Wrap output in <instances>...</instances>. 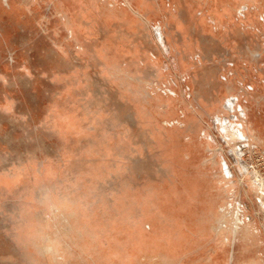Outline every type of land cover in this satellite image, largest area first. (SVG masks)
<instances>
[{
  "label": "rangeland",
  "instance_id": "obj_1",
  "mask_svg": "<svg viewBox=\"0 0 264 264\" xmlns=\"http://www.w3.org/2000/svg\"><path fill=\"white\" fill-rule=\"evenodd\" d=\"M12 4L0 264L262 262L264 0Z\"/></svg>",
  "mask_w": 264,
  "mask_h": 264
},
{
  "label": "crops",
  "instance_id": "obj_2",
  "mask_svg": "<svg viewBox=\"0 0 264 264\" xmlns=\"http://www.w3.org/2000/svg\"><path fill=\"white\" fill-rule=\"evenodd\" d=\"M251 215H252V218L249 220V227L251 229V226L254 225V227L256 228V234H258V237L254 238L255 246L258 247L257 249L259 250V252L257 253L258 254L257 258L259 259L258 260L259 262L262 261V262H260L261 264H264V250H260L261 248L264 249V237H262V232H264V221L258 219V215H254V213H251ZM244 227H246V226L244 225ZM245 231H246V229H245ZM257 232H259V233H257ZM244 235H246V234L244 233ZM232 241H233V247H232L233 249L230 251L232 258L229 262H231L233 260V255H234V248H235L234 245H235V241H236V235H234V234L232 235ZM249 241H251V236L249 238ZM254 261L255 260L252 261V264L254 263ZM260 263L255 261L254 264H260ZM249 264H251V263H249Z\"/></svg>",
  "mask_w": 264,
  "mask_h": 264
},
{
  "label": "bare ground",
  "instance_id": "obj_3",
  "mask_svg": "<svg viewBox=\"0 0 264 264\" xmlns=\"http://www.w3.org/2000/svg\"><path fill=\"white\" fill-rule=\"evenodd\" d=\"M7 6V5H6ZM17 7L15 6V5H11L7 10L6 9H4L3 7H2V5H1V7H0V10H2V11H4V12H6L7 14H9V13H11V12H13V13H17L18 11H17ZM236 125V124H235ZM230 126V125H229ZM238 127H239V124L237 125ZM238 127H234L233 125H231V127H229V129L231 130V133H232V135H233V137H238L239 136V134L238 133H240V132H238L237 130H239V128ZM238 128V129H237ZM240 131V130H239ZM242 135V134H241ZM240 135V136H241ZM243 137H244V135H242ZM241 138V137H240ZM238 153H240V152H238ZM239 155V154H238ZM240 160V159H239ZM244 162V161H243ZM226 170V169H225ZM226 172H228V171H225V173ZM228 174V173H227ZM258 181H257V185H259L258 187H260L259 189L261 190V191H264V180H262V179H257ZM161 256H162V258L164 259V257H163V255L161 254ZM167 259H170V256H168V258Z\"/></svg>",
  "mask_w": 264,
  "mask_h": 264
}]
</instances>
